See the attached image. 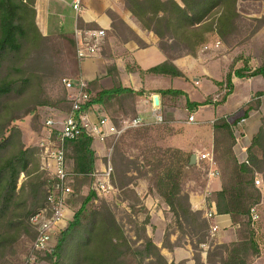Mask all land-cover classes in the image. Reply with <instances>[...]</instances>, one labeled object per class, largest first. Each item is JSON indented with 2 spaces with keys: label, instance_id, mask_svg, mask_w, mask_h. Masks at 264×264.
<instances>
[{
  "label": "trees",
  "instance_id": "1",
  "mask_svg": "<svg viewBox=\"0 0 264 264\" xmlns=\"http://www.w3.org/2000/svg\"><path fill=\"white\" fill-rule=\"evenodd\" d=\"M239 1L242 0H124L125 8L141 27L158 37V47L167 57L165 63L147 72L139 69L140 76L154 74L186 79L174 64L175 60L184 55L197 56L212 35L221 44H232L243 29ZM36 16L33 0H0V264H15L13 259L24 240L33 249L36 232L30 220L45 208L50 191L49 174L40 166V150L25 145L19 123L31 118L37 130L41 108L69 114L72 102L62 85V76L67 74L61 67L62 61L66 58L72 63L76 72L72 77L79 75L75 36H44ZM109 16L113 28L122 36L130 32L141 48L146 47L115 13L109 12ZM257 23L259 26L249 38L264 27L263 19ZM107 75L113 81V88L101 89L97 81L88 84L90 100L82 110L86 112L97 106L120 127L124 120L137 117L135 103L145 92L124 88L114 64L108 66ZM258 76L264 78V62L257 69L248 62L239 69L234 64L224 82L218 84L226 86L221 102L232 93L234 77L246 80ZM57 89L58 94L53 96ZM159 94L173 101L186 96L171 90ZM263 96L264 92L257 93L242 116L232 121L221 118L213 126V153L222 190L212 193L209 200L219 215L230 216L239 227L238 240L229 244L209 242L210 223L203 212L191 209L190 192L206 186L209 172L206 161L200 166L191 165L192 153L152 143L150 127L128 130L108 146L113 149L112 183L117 191L131 194V186L137 181L144 182L147 194L169 208L172 223L167 227L164 247L173 250L188 238L196 251L195 264H201V245H210L206 264H253L261 255L251 211L264 202V122L248 144L246 162L238 161L235 150L238 123L260 108ZM210 103V100L204 104L187 100L186 106L189 112H195ZM93 144L94 140L87 136L65 142V160L70 173L67 186L71 189L67 205L73 217L55 236L52 248L35 252V259L46 264H168L147 234L149 218L142 222L138 218L140 213H145L138 199L134 205L128 204L130 212L126 213L124 222L118 219L115 206L100 199L93 190L94 174L98 170ZM258 177L262 179L263 192L257 185ZM192 182L197 187L188 189ZM175 232L179 237L171 245L170 238Z\"/></svg>",
  "mask_w": 264,
  "mask_h": 264
},
{
  "label": "crops",
  "instance_id": "2",
  "mask_svg": "<svg viewBox=\"0 0 264 264\" xmlns=\"http://www.w3.org/2000/svg\"><path fill=\"white\" fill-rule=\"evenodd\" d=\"M37 12L36 22L40 32L44 36L73 35L78 29H105L107 42L101 52L93 58L82 60L79 63V75L76 78H84L88 84L97 81L101 89L113 88V81L107 75V68L114 64L118 70L121 84L126 89L135 92H145L135 103L138 118H141L144 126L154 129L158 133L160 144L180 149L197 156L196 166L201 165L200 157L203 154L214 151V123L221 118L235 120L240 112L246 109L257 93L264 92V78L258 76L241 80L233 79V91L221 102L226 93V86L218 84L224 82L234 60L231 54H226L221 42L216 35H212L209 44L201 49L197 56L184 55L175 60L174 64L185 74L186 79H173L170 77L146 74L141 77L138 70L148 71L167 61L166 55L158 47V37L152 32L143 29L136 18L125 8L124 0H78L80 11L74 9L77 0H33ZM179 1V0H177ZM109 12L115 13L124 24L133 32L146 47L141 48L132 39L130 32H121L113 28V21ZM80 24L82 28H80ZM129 41H125V39ZM235 69H239L236 68ZM181 91L185 97L173 101L172 98H163L161 91ZM159 98L160 114L166 129H160L162 123L157 122L154 107L155 99ZM204 104L210 100L209 105L200 107L195 112H189L186 103ZM261 106L258 110L249 113L244 124L238 123L236 127L237 147L236 154L240 163L247 160V148L252 138L258 133L264 122V96L261 97ZM93 119H99L104 115L97 106L91 108ZM190 116L195 121L189 122ZM136 117V118H137ZM165 124V123H164ZM159 128V130H157ZM152 132V131H151ZM169 132V133H168ZM157 134V135H158ZM186 137V138H185ZM93 148L98 157V170L106 163L109 153L108 143L95 142ZM207 163V162H206ZM210 168V167H209ZM97 170V171H98ZM257 185L263 192L262 179L258 177ZM197 187L194 182L188 184V189ZM131 190L142 201L145 213H140L138 218L142 222L149 218L147 234L153 239L155 245L161 250L168 264H195L196 251L186 238L180 246L170 250L164 247V239L167 227L172 223L169 208L161 204L158 198L147 194V185L137 181ZM222 190V182L219 177L206 178L204 189L198 187L190 192L191 209L194 212H203V217L212 226H217L218 231L212 243L216 245L229 244L238 240V226L233 224L230 216H221L217 213L216 206L209 200L210 195ZM116 193V192H115ZM126 211V204H121ZM258 212L264 211V202L257 207ZM213 217L209 220L207 214ZM210 227V228H211ZM179 233L171 235L170 244L174 245ZM261 255L256 264H264V251L261 245L262 238L258 237ZM264 239V238H263ZM210 245L202 247L199 252L201 264L207 263V254Z\"/></svg>",
  "mask_w": 264,
  "mask_h": 264
},
{
  "label": "built area",
  "instance_id": "3",
  "mask_svg": "<svg viewBox=\"0 0 264 264\" xmlns=\"http://www.w3.org/2000/svg\"><path fill=\"white\" fill-rule=\"evenodd\" d=\"M74 9L80 11V1H76ZM107 33L105 29H78L75 32L77 46V58L79 61L87 60L98 55L106 43ZM62 85L69 93L72 102V109L64 117L55 119L49 118L45 121L44 131L46 137L40 144L41 170L50 176V191L45 208L31 217V225L36 232V239L33 244V252L49 251L59 231L65 229L73 217V213L67 205L71 189L67 186V179L70 173L65 160L64 144L67 140H74L82 136L90 137L95 142L106 144L109 140L114 143L128 130L144 126L141 118L124 120L120 127L113 124L106 116L93 119L91 109L84 112L82 109L90 100L88 94V82L84 78H64ZM157 122L163 123L160 114V107H154ZM195 121L190 116L189 122ZM246 122L241 120V125ZM112 147L106 157V163L94 174L95 183L93 190L99 196L109 195L117 191L112 183L114 168L111 162ZM201 161L209 165V176L219 177L220 173L214 158V153L203 154ZM253 226L259 220L257 208L251 211ZM213 215L208 213L206 218L211 219ZM218 231L217 226L210 228L211 240L215 238ZM206 247V245H202Z\"/></svg>",
  "mask_w": 264,
  "mask_h": 264
},
{
  "label": "rangeland",
  "instance_id": "4",
  "mask_svg": "<svg viewBox=\"0 0 264 264\" xmlns=\"http://www.w3.org/2000/svg\"><path fill=\"white\" fill-rule=\"evenodd\" d=\"M238 11L240 12L241 17H242L241 23H242L243 29L239 33V35L234 39L232 44H229V45L222 44V46L226 54H231L230 58L234 60V64L236 68H243L248 62L249 65H251L254 69H257L264 62V27L261 28L258 31V33L254 35V37L252 38H249V37H250V34L253 32V30L259 26V24L257 23V20H262V19L264 20V0L263 1H249V0L239 1ZM107 39H106V42H107ZM78 62L80 63L79 60ZM61 67L64 72L65 71L67 72L66 75L64 74L62 76V78L66 77L69 79H77L71 76L75 74L76 72L73 71L72 63L69 60H66L65 58L64 61H62ZM58 92H59V89L53 92L52 95L56 96ZM243 112H240L238 117L242 116ZM39 113L41 116V122L38 124L37 130H34L33 128V125L31 123L32 122L31 118H27L23 122L19 123L18 127L22 131L23 141L25 145L29 147H37L40 150V144L44 142V139L46 137V133L44 131L45 121L48 120L49 118H55V119L61 118L62 119L64 115L59 110H53V109H47V108H41L39 110ZM160 125H162L160 129H166L164 123ZM157 130H159V128ZM153 131L154 129L149 135L151 138V142L155 143L158 146L169 147V146L160 144L159 140L161 138V135L159 137V134L154 133L155 131L154 132ZM111 143L112 145L114 144L112 140H109L108 146H110L109 144ZM130 152H132L133 154L137 153V151H133V150H131ZM40 154L41 152H39V157H40ZM40 166H41V161H40ZM23 180H24V176L21 178V184ZM129 189H130L129 191L131 194L128 193L127 195L123 194L122 192H118V191H116V193L114 192L109 195H102V196L98 195L100 199H104L110 202L113 205V207L115 206L114 211L118 219L124 220V222L126 221L127 214L130 212V210L126 211L121 204L122 203L126 204L125 206L127 208L128 204L130 205L135 204L134 202L135 199H138L140 201V204L142 203L138 195H136L135 192L131 190L132 188L130 187ZM85 194H87V192H85ZM129 196H131L132 199H130ZM253 228L256 231V234H258V237L262 238L261 245H264V239H263L264 238V211L259 212V220L253 226ZM215 239L211 240V238H209L208 241L214 242ZM22 243L23 244L21 245L18 255L13 259V263L15 264H46L42 261L35 259V252H33L31 244L28 241L24 240ZM262 250L264 251V247H262ZM257 259L254 260L253 264H256Z\"/></svg>",
  "mask_w": 264,
  "mask_h": 264
},
{
  "label": "water",
  "instance_id": "5",
  "mask_svg": "<svg viewBox=\"0 0 264 264\" xmlns=\"http://www.w3.org/2000/svg\"><path fill=\"white\" fill-rule=\"evenodd\" d=\"M155 105L160 107V103H159V98L158 97L155 99ZM196 162H197V156L196 155H192L191 162H190L191 165H195Z\"/></svg>",
  "mask_w": 264,
  "mask_h": 264
}]
</instances>
